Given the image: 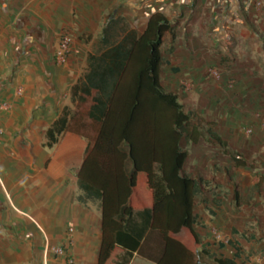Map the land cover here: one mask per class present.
Here are the masks:
<instances>
[{
  "label": "crops",
  "instance_id": "1",
  "mask_svg": "<svg viewBox=\"0 0 264 264\" xmlns=\"http://www.w3.org/2000/svg\"><path fill=\"white\" fill-rule=\"evenodd\" d=\"M116 12L146 13L123 19L137 36L154 13L171 22L160 85L226 144L224 154L204 130L196 143L186 140L185 172L202 180L193 202L198 263L264 264V0H0V264H98L100 205L80 201L77 180L88 142L75 135L85 143L62 148L63 134L48 147L45 133L73 110L71 88L102 51V29ZM63 30L73 45L59 66L52 55ZM232 153L248 165L237 166ZM143 224L129 220L130 228ZM160 254L147 230L135 252L116 246L104 264H155Z\"/></svg>",
  "mask_w": 264,
  "mask_h": 264
},
{
  "label": "trees",
  "instance_id": "2",
  "mask_svg": "<svg viewBox=\"0 0 264 264\" xmlns=\"http://www.w3.org/2000/svg\"><path fill=\"white\" fill-rule=\"evenodd\" d=\"M172 33L171 22L159 12L147 19L139 36L123 19H109L102 29V51L88 58L87 73L71 88L73 110L64 108L45 133L48 147L63 134L88 142L77 180L80 201L100 205L98 264L116 246L135 252L147 230L161 244L155 264H199L193 251L198 249L193 202L202 180L185 172L181 142L196 143L204 130L224 154L226 144L160 85V48ZM231 158L237 166L248 165L236 153ZM135 217L145 222L141 230L129 226ZM182 230L188 234L185 242L175 238ZM210 259L235 264L234 259Z\"/></svg>",
  "mask_w": 264,
  "mask_h": 264
},
{
  "label": "built area",
  "instance_id": "3",
  "mask_svg": "<svg viewBox=\"0 0 264 264\" xmlns=\"http://www.w3.org/2000/svg\"><path fill=\"white\" fill-rule=\"evenodd\" d=\"M72 45H73V37L71 36V34L65 30L61 31L58 34V41H57L56 47L52 55L53 61L56 65L63 66L67 63L69 55L72 50ZM209 73L212 77H215V78L218 77V73L214 70L209 71ZM20 93H21V90L17 89L16 95H20ZM263 127H264V122H263ZM241 131L247 135L252 133L251 129L247 127H242ZM69 231H72V229H69ZM213 236L216 240L221 239L220 235L215 232L213 233ZM52 253L55 255L61 256L63 255V249L54 248L52 249Z\"/></svg>",
  "mask_w": 264,
  "mask_h": 264
},
{
  "label": "rangeland",
  "instance_id": "4",
  "mask_svg": "<svg viewBox=\"0 0 264 264\" xmlns=\"http://www.w3.org/2000/svg\"><path fill=\"white\" fill-rule=\"evenodd\" d=\"M119 12V11H118ZM110 13L108 15V17H111V16H114V17H117V19H128V20H131V21H135L137 18L138 20H142L144 19L145 17V12L141 13V14H129V13H124L122 15V13ZM120 12H123V9H121ZM82 143H85V140L81 137H78V136H75V135H71L69 134L63 144H62V148H64L65 146L67 147H71V148H75V147H79ZM181 146L182 148L185 150L186 146L188 147V144H187V141L186 139H183L182 142H181ZM190 162V159H187L186 160V166L188 165V163Z\"/></svg>",
  "mask_w": 264,
  "mask_h": 264
}]
</instances>
